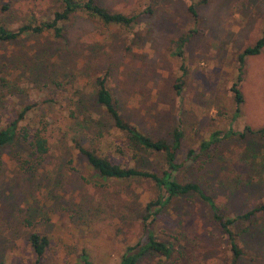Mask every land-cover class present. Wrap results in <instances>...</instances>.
Returning <instances> with one entry per match:
<instances>
[{
    "label": "rangeland",
    "instance_id": "374dc122",
    "mask_svg": "<svg viewBox=\"0 0 264 264\" xmlns=\"http://www.w3.org/2000/svg\"><path fill=\"white\" fill-rule=\"evenodd\" d=\"M96 2L109 12L134 16L135 23L129 29L106 26L77 13L62 25L60 39L29 34L0 44V79L11 84L0 90V127L18 107L31 104L26 122L46 121L49 142L36 167L18 162L19 152L10 147L0 150V261L5 263L35 264L27 243L31 232L48 243L37 264H83L82 254L90 264H117L125 247L141 237L143 206L156 196L154 186L141 179L99 178L69 141L75 133L84 147L97 145L123 166L164 169L160 153L121 155L108 138H92L70 123L69 109L78 108L79 115L91 105L93 81L103 73L125 119L143 134L169 142L173 128L181 125L177 160L184 161L188 150L195 151V158L187 159L173 179L197 184L229 217L264 204V138L230 136L209 151L196 150L214 131L264 128V47L244 59L240 73L236 61L260 37L264 0ZM3 6L7 11H0V24L10 29L50 19L57 9L56 0H0V10ZM180 36H188L185 74L171 54ZM238 76L242 103L232 120L230 87ZM234 231L242 252L237 264H264V216L240 222ZM154 235L172 245V255L164 259L145 253L136 264L229 262L224 237L194 195L166 204Z\"/></svg>",
    "mask_w": 264,
    "mask_h": 264
},
{
    "label": "trees",
    "instance_id": "16d2710c",
    "mask_svg": "<svg viewBox=\"0 0 264 264\" xmlns=\"http://www.w3.org/2000/svg\"><path fill=\"white\" fill-rule=\"evenodd\" d=\"M97 0H56L57 9L52 17L46 20H40L33 23H24L15 29L7 28L0 24V44L15 42L24 35L49 34L53 39L62 38V25L77 13H84L90 17L96 18L103 25H114L120 28L129 29L135 23L134 16H128L121 13H112L98 5ZM2 11H7L2 7ZM188 40V36H180L172 42L171 54L180 61L179 70L185 74L183 65V48ZM264 47V23L260 37L253 45L245 47L237 55L238 72L246 57L256 56ZM39 69L37 73L39 74ZM106 73L95 78L94 98L88 108H84L82 114L76 115L78 108L69 109L68 118L70 123L79 126L92 138H108L110 143L118 154L125 155L128 151L160 153L163 156L164 169L160 173L140 170L133 167L123 166L115 162L110 155L101 154L97 145L84 147L79 136L70 138V143L91 171L101 179L109 180H130L141 179L150 182L156 189V196L144 204L143 214L140 219L141 237L131 246L125 247L117 264H136L137 259L145 253H152L164 259L169 258L173 253V247L168 242H161L154 235V227L160 210L171 200L181 198L187 195L196 196L209 210L210 217L219 233L224 237L230 258L228 264H237L242 252L237 244V232L235 226L240 222H247L255 215L264 216V204H256L246 212L229 217L224 215L220 208L206 196L201 188L193 182H178L173 179V173L178 171L187 159L195 158V151L188 150L184 161L177 160V153L181 146L182 130L181 125L177 124L170 133L169 142L161 139H152L143 134L135 125H132L125 119V114L121 111V104L118 99L112 95L107 87ZM236 81L231 85L230 92L233 97L232 120L239 117L242 97L237 89ZM51 83V82H50ZM55 86L57 83L52 82ZM11 84H6L4 79H0V90L11 89ZM181 84L174 86L176 92L180 91ZM52 100V99H51ZM51 100L44 103H51ZM80 100V99H79ZM82 100V99H81ZM79 102L78 100H76ZM33 105L24 104L17 108L14 114L0 127V150L12 148L19 152L17 161L22 164L33 163L34 166L41 165V162L49 150L48 142V124L40 119L34 125L26 122L28 116L32 113ZM75 107V106H74ZM26 122V123H24ZM24 123V124H23ZM245 134L257 135L264 138V128L252 130L248 126L243 128L242 133H236L228 128L224 132L214 131L206 140L200 141L197 147L198 152L209 151L217 142L227 139L230 136L243 137ZM255 181V180H253ZM259 181V179L257 180ZM255 181V182H257ZM250 182H252L250 180ZM249 182V183H250ZM258 183V182H257ZM246 228L240 230L242 233ZM27 243L35 257V264L43 257L47 247V240L38 233L31 232L27 236ZM83 264H90L86 255L82 254ZM0 264H8L0 261Z\"/></svg>",
    "mask_w": 264,
    "mask_h": 264
}]
</instances>
